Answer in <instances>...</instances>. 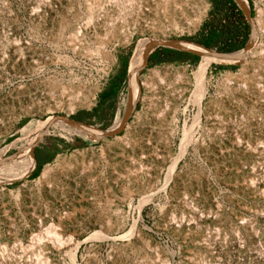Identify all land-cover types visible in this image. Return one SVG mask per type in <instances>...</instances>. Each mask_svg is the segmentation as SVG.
Segmentation results:
<instances>
[{
	"label": "rangeland",
	"instance_id": "1",
	"mask_svg": "<svg viewBox=\"0 0 264 264\" xmlns=\"http://www.w3.org/2000/svg\"><path fill=\"white\" fill-rule=\"evenodd\" d=\"M119 1L0 0V159L23 145L30 124L53 115L101 128L119 122L127 85L113 116L110 99L98 111L101 120L86 112L125 71L128 82L145 40L202 43L216 30L210 48L237 52L245 45L220 48L241 43L245 26L250 34L244 15L225 0ZM246 3L254 20L262 13L264 26V0ZM234 25L241 34L231 38ZM263 30L247 69L210 66L194 142L170 179L184 120L190 125L198 112L190 98L204 58L148 66L135 87L142 89L137 109L115 137L93 141L64 125L53 128L35 151L53 158L20 182L0 184V264H18L27 251L48 257L47 264H264ZM144 78L152 82L147 90ZM56 228L59 249L38 238Z\"/></svg>",
	"mask_w": 264,
	"mask_h": 264
},
{
	"label": "bare ground",
	"instance_id": "2",
	"mask_svg": "<svg viewBox=\"0 0 264 264\" xmlns=\"http://www.w3.org/2000/svg\"><path fill=\"white\" fill-rule=\"evenodd\" d=\"M89 1H93L94 2H101V1H104V0H88ZM117 4L120 3L119 0H114ZM246 2V0H245ZM102 3V2H101ZM90 4V3H89ZM249 5V4H248ZM103 7V6H102ZM259 13V12H258ZM262 14V13H261ZM261 14L259 13L257 15V17H255V26L257 28V31L258 30H261L262 28L264 29V26L262 25V20H261ZM264 24V23H263ZM264 31V30H263ZM261 33V32H260ZM263 34V33H262ZM264 37V36H263ZM150 39H147L145 40V42H143L142 44H140L139 46H137L136 50H135V53H134V58H133V62L130 64V69L132 71V78H131V88H132V94H133V98L134 100L137 98V95H138V88L135 89L136 85L139 84L138 83V76H137V72H138V69L140 68L141 66V63H142V54H143V51L145 49V46L147 44V42L149 41ZM110 43V42H109ZM185 44L189 45V46H193V47H197L196 45L194 44H191V43H188V42H184ZM107 45V44H106ZM257 46V45H256ZM256 46L255 48L249 52V54L247 55V57L244 59V61L242 62V68H241V72L246 68L245 66V63H246V59L255 53V49H256ZM259 46V45H258ZM262 45L259 46V48H261ZM199 48V47H197ZM203 50V49H201ZM109 51V50H108ZM204 51V50H203ZM206 51V50H205ZM258 53V51H257ZM262 53V51H261ZM264 53V51H263ZM262 53V54H263ZM235 55H240V52H237L235 53ZM257 56V55H256ZM255 56V57H256ZM254 57V56H252ZM204 58L200 64L197 66L195 72H194V76H195V88L191 94V98H190V102H193L195 105L198 106V112L193 116V119H192V123L189 125L188 122H187V119L186 118L184 120V123H183V137L180 141V146H179V153L175 156L174 160H173V163L172 165L170 166L169 168V172L167 174V177L170 179V177L172 176V173L177 165V162L180 158H182L186 152L188 151V146L194 142V139H195V134H196V127L198 128V125H199V122H200V115L202 113V103H203V99L205 98V96H207V91H208V85H209V79H208V73H209V68L210 66L212 65V63L215 61L214 59H211L209 57H202ZM201 58V59H202ZM257 58V57H256ZM262 58V57H261ZM249 59V58H248ZM168 67V66H167ZM247 69V68H246ZM158 71V70H157ZM245 72V71H244ZM154 74V73H153ZM156 74H158L156 72ZM152 77V76H151ZM159 78V77H158ZM161 78V77H160ZM164 78V77H163ZM153 79V78H152ZM146 78L143 79V82H142V86L144 88H146V90L152 86L151 83L147 80ZM181 81V80H180ZM164 82V81H163ZM159 84V83H158ZM96 86V85H95ZM94 86V87H95ZM157 86V85H156ZM172 87V86H171ZM177 88V87H176ZM135 89V90H134ZM159 89V88H158ZM153 90V89H151ZM168 90V89H167ZM182 90L183 89H176L174 90L176 94V97L177 99H181L182 97ZM154 91V90H153ZM161 91V89L159 90ZM89 92V91H88ZM154 93V92H153ZM167 93V92H166ZM173 94V95H174ZM172 95V96H173ZM174 98V97H173ZM55 100V99H54ZM70 100V99H69ZM189 100V99H188ZM63 101V99H62ZM66 101V99H65ZM64 101V102H65ZM83 102H89V95L87 97H84L83 98ZM146 102V101H145ZM168 103V102H167ZM59 104V103H58ZM63 104V103H62ZM83 103H80L79 105H82ZM88 104V103H86ZM146 104V103H145ZM151 104V103H150ZM60 105V104H59ZM76 105H78V103H70V106L71 107H76ZM168 105V104H167ZM185 105V104H184ZM169 106V105H168ZM170 108V106H169ZM164 109V108H163ZM166 109V108H165ZM181 109V108H180ZM187 109V106L184 108V110L186 111ZM72 110V109H71ZM167 110V109H166ZM204 110V109H203ZM144 111V110H143ZM142 112V111H141ZM167 112V111H166ZM162 113V112H161ZM194 114V113H193ZM203 118V117H202ZM142 119V118H141ZM175 119V118H174ZM49 119L47 120H44V121H39L37 122V124H30L29 127H28V132L25 136V139H24V143H23V146H22V150L17 154V157L15 159H13L9 165V167L3 171V172H0V184H3L5 182H8V181H11V180H15V179H23L24 177H26V175H20V176H15V177H12L13 174L18 170L20 169L24 162L27 160L28 157H32V154H31V148H32V145L35 143V140L37 139V137L39 136V134L41 133V131L45 128L46 124L48 123ZM118 124V122L115 124V126ZM58 125H55L53 128H57ZM177 129V128H176ZM64 132V131H63ZM67 132V131H66ZM80 154V153H79ZM73 158V157H72ZM33 159V157H32ZM83 159V158H82ZM80 160V159H79ZM64 161V160H63ZM67 161V160H66ZM73 163V162H72ZM76 163V162H75ZM70 165V164H69ZM67 166V165H66ZM35 167V160L33 159V166L32 168L29 170V172L31 170H33ZM52 167V166H51ZM56 167V166H55ZM58 167V166H57ZM72 167V166H71ZM75 167V166H74ZM70 168V167H69ZM85 168V167H84ZM65 169V168H64ZM78 169V168H77ZM50 170V167H46L44 172H43V178H45L47 175H48V172ZM61 170V169H60ZM63 170V169H62ZM69 170V169H68ZM28 172V173H29ZM55 174H56V171H55ZM82 174V173H81ZM51 176V175H50ZM12 177V178H11ZM54 178V177H53ZM166 180V183L168 182V180ZM46 180V179H45ZM47 183V182H46ZM164 185V184H163ZM36 187V185H35ZM37 188V187H36ZM39 188V187H38ZM152 196H148L147 199H141L140 201V204L138 205V208L140 209V207L145 203L144 201L146 200H151ZM55 227V226H54ZM136 231V223L133 224L132 228H131V232H135ZM35 236V235H34ZM34 238V237H33ZM38 238L41 240V241H45L47 242V244H51V247H56L57 249H59L60 247H62L63 245V241H62V237L59 235V231L58 229H48L47 232L45 233L43 230L39 233V236ZM38 242V241H37ZM31 247V246H30ZM27 248V247H26ZM23 250V249H22ZM25 251V249H24ZM14 254V253H13ZM43 255V254H42ZM71 259L73 262H75L76 260V251L72 252L71 253ZM6 257V256H5ZM5 261V260H4ZM49 261V258L45 257V256H41V255H33L31 254L29 251L25 252L24 255L22 256V258L20 259V261H17L18 264H47ZM5 264V263H3Z\"/></svg>",
	"mask_w": 264,
	"mask_h": 264
},
{
	"label": "water",
	"instance_id": "3",
	"mask_svg": "<svg viewBox=\"0 0 264 264\" xmlns=\"http://www.w3.org/2000/svg\"><path fill=\"white\" fill-rule=\"evenodd\" d=\"M234 1L242 11L244 17L246 18L250 26V34L245 46L240 51H237L240 52V55H235V53L237 52L217 51L208 47L205 44L189 41V40L153 38L150 39L145 46V49L142 54V63L140 68L138 69L137 76L140 77L143 71L148 68L151 55L159 48H169V49L193 54L198 56L199 58L209 57L215 60L213 63L223 66H233L242 63L249 54V52L254 49L258 39V33H257V28L255 26V21L251 6L248 5L244 0H234ZM184 42L194 44L199 48L189 46ZM201 49H203L204 51ZM131 78H132V71L129 67L128 82H127V103L123 111L122 117L116 126L114 125L110 128H101L93 124H89L87 122L81 121L79 119L70 117L68 115H53L50 118H48L49 119L48 123L46 124L45 128L41 131V133L39 134V136L37 137L35 143L32 145L31 148V154L33 159L35 160L34 169L38 166V160L35 151L37 147L41 144L45 136L51 132V130L55 125H64L70 127L93 141L106 140L108 138L115 137L116 135L121 134L127 127L133 114L135 113L142 95V89L140 88L137 98L134 100L132 94V88H131ZM22 146L16 152L3 156L0 159V168L7 165L13 159H15L17 157V154L24 148V147L22 148ZM33 170H31L26 175V177H30L32 175ZM21 180L22 179H15L5 183H16V182H20Z\"/></svg>",
	"mask_w": 264,
	"mask_h": 264
},
{
	"label": "trees",
	"instance_id": "4",
	"mask_svg": "<svg viewBox=\"0 0 264 264\" xmlns=\"http://www.w3.org/2000/svg\"><path fill=\"white\" fill-rule=\"evenodd\" d=\"M227 4H230L231 8L234 10V13L242 18L243 14L242 11L240 10V8L238 7V5L235 3L234 0H225ZM244 38L242 39L241 43L239 44H231L229 45V47H225V48H220V50L222 51H233L236 49H239L241 47H243L248 39V35L249 32L247 31V26L244 27ZM230 30V37L231 38H235L236 36H239L241 33L239 31V29L236 27V25H234L232 28L229 29ZM216 35V30H212L208 36L203 39L202 43L211 47L213 45V39ZM200 58L196 55L193 54H189V53H185V52H181V51H177V50H173V49H169V48H159L158 50H156L152 55H151V59H150V65H155V64H159L161 62L164 61H186V60H191L193 62H196L197 60H199ZM220 68H225V67H230V66H223V65H219ZM127 72L125 71L124 73H122V75L118 78V80H116L114 82L113 85H111V87L105 91V93H103L101 95V103L99 106H97V108H95L93 111H89L86 112V116L88 118H93V117H97L99 120H101V117L98 113L99 109L102 108V103L106 102V99H110V103H109V108L111 109V115L113 116L116 112L117 109V103L119 100V95L120 92L126 87L127 85V78L126 75ZM106 96H108L106 98ZM38 151V150H37ZM56 152H60L59 149H56ZM52 154L51 156H49L47 159H42L40 158V156L38 155L37 152V157H38V165L39 167L46 161H50L53 158ZM27 161H30L32 163L33 166V159L32 157H28ZM31 167H26V165L24 164L20 169H18L12 177L15 176H22V175H27L29 170L32 168ZM36 174V173H35ZM11 177V178H12Z\"/></svg>",
	"mask_w": 264,
	"mask_h": 264
},
{
	"label": "flooded vegetation",
	"instance_id": "5",
	"mask_svg": "<svg viewBox=\"0 0 264 264\" xmlns=\"http://www.w3.org/2000/svg\"><path fill=\"white\" fill-rule=\"evenodd\" d=\"M25 163H26V164H25ZM24 164H25L27 167H31V166H32V163H31L30 161H27V160L24 162ZM24 164H23V165H24Z\"/></svg>",
	"mask_w": 264,
	"mask_h": 264
}]
</instances>
